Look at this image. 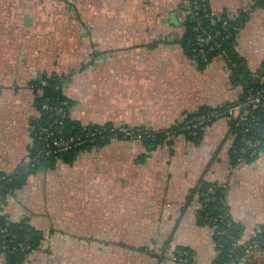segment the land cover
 Listing matches in <instances>:
<instances>
[{"label":"crops","instance_id":"crops-1","mask_svg":"<svg viewBox=\"0 0 264 264\" xmlns=\"http://www.w3.org/2000/svg\"><path fill=\"white\" fill-rule=\"evenodd\" d=\"M204 1L244 19L235 51L258 72L264 0ZM186 8L187 0H0V172L29 158L38 84L51 77L84 127L161 132L203 107L238 102L243 87L222 59L201 67L184 51ZM234 139L222 118L197 141L171 135L148 149L139 138H112L42 167L2 209L42 235L24 264H213L214 229L197 210L202 183L224 186L247 245L264 229V152L236 160ZM236 264H264V249L243 251Z\"/></svg>","mask_w":264,"mask_h":264},{"label":"trees","instance_id":"trees-1","mask_svg":"<svg viewBox=\"0 0 264 264\" xmlns=\"http://www.w3.org/2000/svg\"><path fill=\"white\" fill-rule=\"evenodd\" d=\"M194 2L197 3V10L203 21L204 28L211 31V33L214 35V41L219 43L222 49H224L226 54L228 55L227 67L232 73V78L236 79L243 87V94L240 100H242L244 97V90L246 91V89L248 88L256 90L264 87V64L260 67L258 72H249L245 68L244 62L238 57L235 51V37L238 30H231V27H222V23L225 21L231 25L240 24L239 26L241 28L244 19H242L241 17L230 18L226 14H215L209 8L208 3L204 0H187L186 10L188 11V15L184 23L185 31L181 41L184 51L189 56L194 57L201 67H205L217 57V54H219L218 50L209 51L206 55L207 61L204 63L201 62L198 56V47L194 44V37L196 33L193 31V27L195 23L191 19L189 13ZM229 31L230 38L223 39V37ZM240 77L243 78L244 82L240 80ZM57 81L58 79L56 77H51L47 80L46 84H38V88L41 90V94H38L35 97V102L40 111V118L38 122H36L35 132L37 130V125H43L47 120V115H45L41 110V105L44 102H49L50 104L54 105L59 104L60 102L67 103L64 106L66 114L62 119L64 123V134L68 135V133H70L72 135H78L82 132H86L90 128L99 127H84L78 122L70 119L69 111L71 107V101L66 96L56 93L55 88L57 86ZM243 83L247 84L246 88H244ZM227 105L229 104L215 108L203 107L197 112L189 115L186 120L191 119L198 114L208 113L214 109L222 110ZM185 121L180 122L174 125L172 128L161 132H154L146 128H137L131 130L129 129L125 131H127L131 135H134L133 138H139L148 149H152L161 142L165 141L171 135H183L189 140L197 141L200 138L204 127L212 124H206L202 128H199L197 130L196 136L192 137L190 136V134H188L187 131L180 129ZM229 122L231 125L233 136L235 138L234 146H236L240 151L237 154H233L234 159L240 157L244 160H249L257 156L259 153L264 152V108L261 110L250 111L247 115L246 120L236 121L233 119H229ZM106 126L108 128L111 127L108 124H106ZM114 133L118 138H120V129H115ZM247 140H259L262 145L259 148H255L254 150V148H251L247 144H245V141ZM107 142L108 141H104L102 143H97L96 145H84L82 149L78 150L75 153H58L46 156V148L44 142L36 138L35 146L29 154V158L33 160V165H25L24 162H22L13 172L9 173L8 175H6L7 173L0 172V255H4L5 264H24V260L26 259V257L38 247L39 243L42 240L41 233L29 224L28 217L24 216L18 221H12L8 216L3 214L2 209L7 198L15 191L21 189L25 185L27 178L30 175L38 172L40 169H42V167H44V169L52 168L57 160L66 161L70 157H75V155H77L78 153L84 152L96 146H103ZM253 151H255L254 155L252 154ZM4 175H6L8 178L11 177V180L9 182L4 179L2 180L1 176ZM210 187L214 188L215 190L216 200L214 202L207 203L204 209L199 210L198 216L202 223L208 224L211 228L214 229V239L216 242L218 254L213 264H225V262L229 260L228 251L233 249L232 244L239 240L242 229L239 225L233 223L227 214L226 208L224 206L223 185H210L205 183L200 184L198 189L200 201H202L208 195L207 189ZM219 217L223 218V220L219 221ZM2 230L6 231L8 238H10V236L14 234L17 238L15 242L11 244L4 242L5 238L3 237ZM219 231H224L225 234L217 233ZM260 234L264 237V229ZM19 243L28 245L29 249L26 251H22L20 246L18 245ZM219 245H222V247H220ZM234 250L237 261L238 255H240V253H242L243 251L237 248Z\"/></svg>","mask_w":264,"mask_h":264},{"label":"built area","instance_id":"built-area-1","mask_svg":"<svg viewBox=\"0 0 264 264\" xmlns=\"http://www.w3.org/2000/svg\"><path fill=\"white\" fill-rule=\"evenodd\" d=\"M197 3L194 2L192 5V9L189 11L191 19L194 21L195 25L193 27V31L196 33L194 37V44L198 47V56L201 62L207 61V53L209 51L218 50L219 54H217L216 58L222 59L226 64L228 62V55L225 50L222 49L221 45L214 41V35L210 30H207L203 26V21L199 15L197 10ZM240 24L231 25L227 22L222 23V27L230 28L231 30H239ZM230 38V31L226 33L223 39ZM240 80L243 81V78L240 77ZM244 82V81H243ZM244 88L247 87L246 83H243ZM66 102H60L59 104H50L49 102H44L41 105V110L45 115H47V120L45 124L37 125V130L35 135L38 139L44 142L45 144V155L50 156L51 154L58 153H75L78 150L82 149L84 145L102 143L104 141H109L112 138H118L114 133L115 128H108L106 125L90 128L86 132H82L81 134H64V123L62 119L65 117L66 111L64 106ZM264 108V87L253 90L252 88L244 90V97L242 100L234 104L227 105L222 110H211L208 113L198 114L191 119H188L184 122L183 126L180 128L181 130H185L190 134V136L194 137L197 134V130L202 128L206 124L213 123L219 119L227 118L233 119L236 121L246 120L247 115L250 111L253 110H261ZM133 138L134 135H131L127 131L121 130L120 138L127 139ZM136 138V137H135ZM251 148H259L262 143L259 140H247L245 141ZM243 150V149H242ZM232 154L239 153V149L233 145ZM255 154V151L252 153ZM236 160H243L242 158H237ZM25 165H33V160L28 158L24 162ZM7 173L6 175H8ZM6 175L1 176V179L9 182L11 177L8 178ZM224 187V186H223ZM208 195L200 201V204L197 207V210H202L205 208L207 203L214 202L215 198V190L210 187L207 189ZM1 205V204H0ZM223 218L219 217V221H222ZM3 237L5 238L6 243L11 244L14 243L17 239L13 234L8 238V235L5 230H2ZM219 234H225L224 231L217 232ZM229 238V237H228ZM22 251H26L29 249L28 245H24L23 243L18 244ZM222 247V245H219ZM233 249L228 251L229 260L225 262V264H236V254L234 249H241L242 251L253 249V248H262L264 249V237L261 235L255 236L252 240L248 242L247 245L241 246V244L237 242L232 244Z\"/></svg>","mask_w":264,"mask_h":264}]
</instances>
